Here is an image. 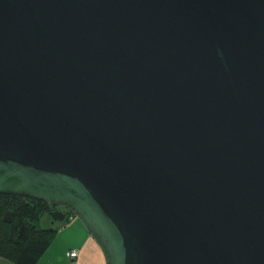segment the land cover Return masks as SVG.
<instances>
[{
  "label": "water",
  "instance_id": "obj_1",
  "mask_svg": "<svg viewBox=\"0 0 264 264\" xmlns=\"http://www.w3.org/2000/svg\"><path fill=\"white\" fill-rule=\"evenodd\" d=\"M0 193L107 264H264V0H0Z\"/></svg>",
  "mask_w": 264,
  "mask_h": 264
},
{
  "label": "trees",
  "instance_id": "obj_2",
  "mask_svg": "<svg viewBox=\"0 0 264 264\" xmlns=\"http://www.w3.org/2000/svg\"><path fill=\"white\" fill-rule=\"evenodd\" d=\"M76 217L67 206L0 193V264H36L58 230L55 224L64 225Z\"/></svg>",
  "mask_w": 264,
  "mask_h": 264
},
{
  "label": "crops",
  "instance_id": "obj_3",
  "mask_svg": "<svg viewBox=\"0 0 264 264\" xmlns=\"http://www.w3.org/2000/svg\"><path fill=\"white\" fill-rule=\"evenodd\" d=\"M55 226L58 230L36 264H107L103 250L78 217ZM73 249L77 256L69 255Z\"/></svg>",
  "mask_w": 264,
  "mask_h": 264
},
{
  "label": "built area",
  "instance_id": "obj_4",
  "mask_svg": "<svg viewBox=\"0 0 264 264\" xmlns=\"http://www.w3.org/2000/svg\"><path fill=\"white\" fill-rule=\"evenodd\" d=\"M69 255L72 256V257L77 256V255H78V251L75 250V249L70 250V251H69Z\"/></svg>",
  "mask_w": 264,
  "mask_h": 264
},
{
  "label": "rangeland",
  "instance_id": "obj_5",
  "mask_svg": "<svg viewBox=\"0 0 264 264\" xmlns=\"http://www.w3.org/2000/svg\"><path fill=\"white\" fill-rule=\"evenodd\" d=\"M48 216L46 215V217H44V219H43V222H42V225L45 227V226H47V218Z\"/></svg>",
  "mask_w": 264,
  "mask_h": 264
}]
</instances>
